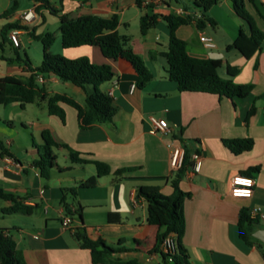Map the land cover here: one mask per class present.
<instances>
[{
    "label": "crops",
    "instance_id": "obj_1",
    "mask_svg": "<svg viewBox=\"0 0 264 264\" xmlns=\"http://www.w3.org/2000/svg\"><path fill=\"white\" fill-rule=\"evenodd\" d=\"M20 1L0 0V13L15 2V21L21 22L23 11L34 9L35 18L25 25L32 24L28 29L34 28L36 35L50 31L46 26L48 9L39 1L32 0V5L28 6H20ZM49 2L73 17L116 14L121 46L131 48L143 58L152 78L140 88L138 76L127 60L107 58L98 46L63 48L60 39L57 41L58 22L53 30L55 40L51 52L69 58L86 56L93 63L111 65L114 76L99 88L111 96L117 108L113 119L81 128L76 109L64 103L60 104L65 112L64 121L48 113L46 100L37 99L23 107L16 101L0 104V139L21 164L20 167H0V187L24 203L36 206L30 215L0 211V228L11 230L25 263L93 264L89 250L80 248L73 233L61 225V218L68 214L67 205L73 221L86 227L90 237L101 238L113 247L120 243L124 250L116 252L115 257L163 264L160 254L153 250L158 229L147 223L146 201L136 196V189L139 185H153L164 195L172 193L170 182L177 169L171 166L166 146L172 138L189 147L190 156L197 151L201 157L199 171L194 172L190 167L180 180L181 189L189 194L183 202L182 242L190 264H264V220L256 219L248 226L247 240L241 239L237 230L242 208L264 207V38L248 58L237 49L227 48L240 31L249 35L247 23L235 13L231 0H216L203 13L193 6V0L178 5L170 0H149L147 4L142 0L141 6L136 0ZM254 3L245 2V8L264 32V0H254ZM178 9L193 17L191 22L178 26L175 31L186 42L188 53L198 58L219 59V76L231 78L238 84H251L248 95L227 97L179 91L176 82L169 79L161 54L168 45L166 24L158 19L142 34L140 16L143 13H177ZM201 14L207 20L198 27L195 16ZM40 24L44 26L43 32L35 30ZM18 31L21 46L22 36L28 35V30ZM201 32L213 38V48L201 43ZM8 44L13 47L10 42ZM24 69L21 63L1 59L0 75L24 79L30 74ZM230 71L234 74L229 75ZM40 77L37 83L49 94L65 93L81 105L92 91L91 85L82 88L54 75ZM131 84H135L132 90ZM252 105L255 112L245 122ZM151 115L164 118L170 134L151 133ZM44 129L49 130L58 143L78 151L81 157L106 163L110 172L99 177L94 186H82L96 174L95 166L71 162L67 150L56 146L52 149L54 166L49 177L43 178L33 161L38 159L34 143H42ZM236 137L252 138V148L240 154L232 153L222 139ZM252 166L258 167L249 175L254 179L252 195L232 196L231 178ZM118 169L127 170L116 176L114 171ZM68 188H76V194L64 195L63 189ZM62 197H65L63 203ZM10 203L0 198V209ZM78 207L81 208L79 214L76 213Z\"/></svg>",
    "mask_w": 264,
    "mask_h": 264
},
{
    "label": "trees",
    "instance_id": "obj_2",
    "mask_svg": "<svg viewBox=\"0 0 264 264\" xmlns=\"http://www.w3.org/2000/svg\"><path fill=\"white\" fill-rule=\"evenodd\" d=\"M35 1H39L41 6L46 7L49 13L57 17L60 43L63 48L81 45L98 46L107 58L127 60L138 76L137 86L140 88L152 78V74L145 65L143 58L131 48L121 46L117 30L119 19L116 14L109 17L95 14L73 17L69 13H64L61 9L54 7L49 0ZM61 1L59 0V2ZM170 1L178 2V0ZM136 2L141 6L142 0H136ZM215 2L216 0H193V6L199 8L203 13ZM245 2L255 5L254 0H231L235 13L247 23L249 35L240 31L237 38L227 48L237 49L244 57L248 58L258 49L261 40L264 38V32L258 28L254 18L246 10ZM16 9L17 4L13 2L9 8L0 13V19L12 16ZM158 19L165 22L168 31L167 49L161 52L166 61V73L169 79L176 82L179 91L207 92L227 97H244L250 93L251 84H238L231 78L219 76L217 72L221 64L219 59L198 58L188 53L186 42L179 38L175 31L178 26L192 21L193 17L189 13H143L140 16V32L145 34L148 29L156 24ZM205 20L207 19L201 14L195 20V23L198 27H201ZM14 29H26L30 37L40 40L42 43V57L41 62L34 66L27 57H20L17 51H15L16 55L14 57L5 58L4 55L0 56L1 59L8 62L21 63L26 68L24 70L30 72L29 76L24 79L16 75H0V104L16 101L23 107L25 104L34 102L37 99L46 100L48 113L56 115L64 121L65 112L60 105L64 103L76 109L78 124L81 128H88L113 119L117 108L111 96L99 88L103 82L114 76L110 64H96L86 56L69 58L59 53H53L50 50L55 40L53 32L47 31L42 35H36L34 28L29 30L25 24L18 20L6 22L0 27V49H3L8 42L14 49L17 48L8 37L9 32ZM233 74V71L229 72V75ZM46 75H54L62 81L71 82L82 88L91 85L92 91L87 93L83 105L65 93L49 94L43 86L37 83V77ZM254 112L255 106L252 105L246 113L245 122H248ZM41 136L42 143L39 145L34 143L38 151V159L34 160L33 164L39 169L43 178L49 177L50 170L54 166L55 155L52 149L56 146H61L67 150L71 162L92 163L95 166L96 174L83 182L82 186L92 187L99 177L110 172V168L106 163L96 159L83 158L78 151L72 149L69 145L58 143L49 130L44 129ZM222 142L234 154L248 151L254 144L253 139L250 137L224 138ZM0 150L2 154L10 155L1 139ZM191 166L190 148L184 144V158L181 166L171 179L172 193L170 195H164L157 186L153 185H139L136 189V196L142 197L146 201L147 223L158 229L153 250L160 254L163 264H190L187 249L182 242L185 230L183 202L189 194L181 189L180 180ZM125 170L127 169H118L114 171V174L116 176L120 175ZM257 170V166H252L243 170L242 174L250 175L251 172ZM63 192L64 195L66 193L75 195L76 188L63 189ZM0 198L11 202L10 205L0 209L4 214L21 213L30 215L36 208L35 205L24 203L22 199L6 192L1 187ZM61 202H65V197H62ZM65 208L68 214L72 213L67 205H65ZM80 209L78 207L76 210L77 214L80 213ZM248 211L247 208H242L237 220L238 235L243 240H247L248 226L257 221L249 217ZM73 235L80 248L89 250L93 264H145L136 258L122 259L115 257L116 252L124 250L119 246L120 243L118 246L113 247L101 238H92L88 235L86 227L82 225L75 227ZM168 235H172L175 241V251L171 255V261L167 260V254L160 248L163 239ZM0 264H26L10 229L0 228Z\"/></svg>",
    "mask_w": 264,
    "mask_h": 264
},
{
    "label": "built area",
    "instance_id": "obj_3",
    "mask_svg": "<svg viewBox=\"0 0 264 264\" xmlns=\"http://www.w3.org/2000/svg\"><path fill=\"white\" fill-rule=\"evenodd\" d=\"M149 0H143V3L147 4ZM183 9H178V14H183ZM35 10L34 9H28L26 11H23L20 15L21 23L25 24L32 19L35 18ZM200 17V15H196L195 18L197 19ZM9 40L11 43L19 47L20 46V38H19V31L18 29H14L9 32L8 34ZM199 39L201 43L208 47L213 48L215 46V42L213 38L203 32L200 33ZM41 77H37V81L40 80ZM135 87V84H131L130 90H132ZM149 121L151 124V133H160L162 135H168L171 132V129L167 123V121L164 118L156 117L151 115L149 117ZM166 146L169 150L170 155V163L171 166L174 169H178L183 161L184 158V146L182 143L176 141L175 139L170 138ZM190 159L192 160V166L191 170L194 172H198L201 166V157L200 154L195 151L191 154ZM9 167V166H15L20 167V162L13 156L8 154H2L0 150V167L1 166ZM231 195L234 197H250L253 192V186H254V179L253 177L249 175L244 174H236L234 175L231 180ZM249 217L253 219H260L264 220V207L261 206H255L251 208L249 211ZM61 225L65 228H68L72 233L75 230V227L77 226V223H75L72 219V217L69 214H65L61 218ZM161 250L167 254V260L171 261V255L175 251V241L172 235H168L165 237L161 243L160 246Z\"/></svg>",
    "mask_w": 264,
    "mask_h": 264
},
{
    "label": "rangeland",
    "instance_id": "obj_4",
    "mask_svg": "<svg viewBox=\"0 0 264 264\" xmlns=\"http://www.w3.org/2000/svg\"><path fill=\"white\" fill-rule=\"evenodd\" d=\"M186 0H178V2L173 1V4L178 5L181 4L182 2H185ZM20 6H28L32 5V0H21L20 1ZM14 15L6 18V19H0V27L2 24L5 22H14L15 17ZM3 22V23H2ZM55 24H58V19L55 15L51 13H46V26L50 29L51 32L55 30ZM28 28L32 27V24L27 25ZM35 30L37 32H43L44 31V26L43 24H40L38 26H35ZM57 41H59V35L57 36ZM15 51L18 52L19 56L22 58L27 57L32 64L38 65L41 62V52H42V44L40 41L30 38L28 35L23 34L22 39H21V46L19 48L14 49L11 47L8 43H6L3 47V49H0V56L5 55L7 57H14L16 55ZM0 63H1V58H0ZM6 216V215H5Z\"/></svg>",
    "mask_w": 264,
    "mask_h": 264
}]
</instances>
